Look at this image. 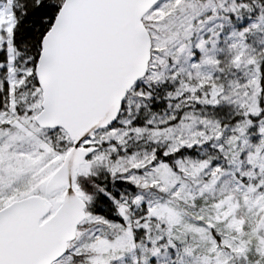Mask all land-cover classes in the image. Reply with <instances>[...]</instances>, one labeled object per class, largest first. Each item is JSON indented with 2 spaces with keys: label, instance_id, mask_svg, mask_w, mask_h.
I'll return each mask as SVG.
<instances>
[{
  "label": "snow or ice",
  "instance_id": "snow-or-ice-1",
  "mask_svg": "<svg viewBox=\"0 0 264 264\" xmlns=\"http://www.w3.org/2000/svg\"><path fill=\"white\" fill-rule=\"evenodd\" d=\"M0 264H264V0H0Z\"/></svg>",
  "mask_w": 264,
  "mask_h": 264
}]
</instances>
